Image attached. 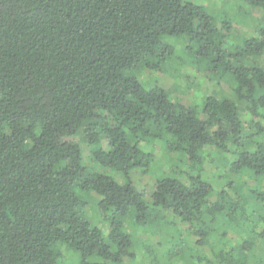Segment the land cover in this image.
<instances>
[{
  "label": "trees",
  "instance_id": "obj_1",
  "mask_svg": "<svg viewBox=\"0 0 264 264\" xmlns=\"http://www.w3.org/2000/svg\"><path fill=\"white\" fill-rule=\"evenodd\" d=\"M238 3L233 18L190 0H0V264L137 262L126 225L152 232L156 214L183 264H264V21L241 6L264 0ZM188 65L230 94L185 106L137 76ZM151 141L186 166L138 189Z\"/></svg>",
  "mask_w": 264,
  "mask_h": 264
},
{
  "label": "rangeland",
  "instance_id": "obj_2",
  "mask_svg": "<svg viewBox=\"0 0 264 264\" xmlns=\"http://www.w3.org/2000/svg\"><path fill=\"white\" fill-rule=\"evenodd\" d=\"M192 2L202 4L204 6H207L209 8H213L215 12L218 13H226L230 17H235V14L237 12V4H239V0H190ZM241 6L243 9H246L248 12H250L251 16H253V19L247 20V24L252 25L253 22H261L264 21V9L263 8H257V9H251L247 5H243L241 3ZM236 20V19H234ZM248 28L243 26L242 24L239 25L234 23L230 32V38L233 40L242 37L246 33V30ZM170 43L175 46L176 51L180 50L187 44V40L184 38L181 39H173L170 40ZM179 53V51H177ZM251 63L255 64H264V57L258 58L255 57ZM189 66V67H188ZM187 67H183V69L180 70V73L182 76H179V72L176 74L173 71L169 72H154L149 71L144 68H138L137 76L140 79V82L145 84H151L153 82H156L159 86H161L165 91L168 92L170 97L173 100L180 101L185 106H191L194 104H197L201 102L202 97L207 94H221L219 91H223L225 94L229 95L230 89L228 86L221 85L220 90L217 88L215 83V78L210 77L206 72L204 71H198L194 65H188ZM241 109H244L241 105ZM75 141H77L81 147L82 154L84 157L85 164H91L92 160L90 157V151L89 147L83 141L81 136H78ZM104 143V142H103ZM147 151L152 156V162L149 167V172L146 175H141L139 170H136L134 173L135 176L133 177L134 183L136 184L138 189L146 188L149 189L152 185L153 180L156 177L164 176L170 170L168 169L170 166H180L185 169V163L179 156L174 155L163 148L162 143L160 142H148L147 145ZM206 153L213 155L214 164L224 162V160H221V158L217 156L216 151H207ZM216 154V155H215ZM227 157V156H226ZM211 157H208L205 159L206 166H210L211 163L209 162ZM228 158V157H227ZM213 165V164H212ZM175 168V167H174ZM115 179H117L118 182H122V178L120 176H117ZM216 187H219V183L215 184ZM252 185L251 181H247L246 186ZM235 191L242 197L247 198V200H253L252 198H249L247 196H250L249 194L243 193L244 187L241 184V186L236 187ZM89 213L91 214L90 219L94 222H96L95 217V210L93 208L89 209ZM159 214H156L152 217V223L154 225V230L152 229V232H150L148 229H135L134 227H131V225H126V228L129 232L134 234L135 237V251L137 252V262L135 260L130 261L126 260V264H149L150 258H147V254L144 252L143 244L147 246H151L154 248L153 254L157 257L155 259L154 264H166L168 261V264H183L181 261H179V255L177 254V250H179V247L175 245L177 236L173 234L170 230L163 228L161 230H158L157 225L159 221ZM157 229V230H155ZM234 232H230V237H235ZM164 244V246L162 245ZM166 255V256H165ZM167 257V258H166ZM64 259L65 263L63 264H78L77 257L72 254H67L64 252Z\"/></svg>",
  "mask_w": 264,
  "mask_h": 264
}]
</instances>
